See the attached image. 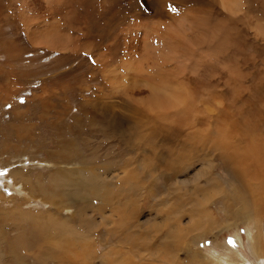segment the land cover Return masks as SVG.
Returning <instances> with one entry per match:
<instances>
[{"label":"rangeland","instance_id":"1","mask_svg":"<svg viewBox=\"0 0 264 264\" xmlns=\"http://www.w3.org/2000/svg\"><path fill=\"white\" fill-rule=\"evenodd\" d=\"M177 93L184 94L181 101L172 99ZM117 123L123 134L114 132ZM251 140L264 141V0L231 6L221 0H0L5 252L13 253L9 244L18 234L29 240L31 222L21 220L26 212L45 217L55 210L57 221L72 218L70 226L88 239L97 255L89 264L110 260L118 249L120 259L136 264H238L243 258L257 264L248 243L255 236L256 253L264 258V214L258 215L264 188L256 191L250 177L264 171V154L236 156ZM65 151L70 157L60 158ZM167 165L177 170L168 180ZM66 172L105 178L113 193L109 203H88V196L84 204L74 193L77 200L62 206L57 199L64 198ZM205 183L207 191L196 194ZM50 186L56 194L46 191ZM119 187L129 190L126 206L127 199L116 198ZM232 193L237 201L231 208L224 200ZM202 196L214 223L189 232L190 199L197 203ZM122 206L132 223L128 233L138 214L137 236L148 235L153 256L149 248L134 254L119 243L122 228L114 222ZM236 211L252 216L242 220ZM85 220L94 225L82 229ZM175 223L182 230L167 237ZM41 224L43 237L14 255L24 264H61L55 251L62 241L53 251L55 239L48 240L60 231ZM115 227L119 233L112 237ZM169 241L172 257L163 259ZM6 257L2 261H10Z\"/></svg>","mask_w":264,"mask_h":264},{"label":"bare ground","instance_id":"2","mask_svg":"<svg viewBox=\"0 0 264 264\" xmlns=\"http://www.w3.org/2000/svg\"><path fill=\"white\" fill-rule=\"evenodd\" d=\"M183 96H184V94L177 93V94L172 95V99H175L177 101H181L183 99ZM158 99H159V101H163V100L166 99V97H162V98L159 97ZM102 119L105 120V118H102ZM121 124L117 123L114 126L112 125L116 129V130L114 129L115 130L114 132L116 134H118V135L120 133L123 134L122 133L123 131H122V125ZM120 136H122V135H120ZM131 137H132V134L131 133L130 134L124 133V135H123V138H131ZM126 143H128V142H126ZM129 143H130V140H129ZM242 149L243 150H241L238 153L239 155L236 152V156L238 158H240V156H242L243 154H245V155H247V154L249 155L250 154L249 157L258 159V158H260L262 156V154H264V141L263 140H256V141L255 140H251L247 144V146L244 147V148H242ZM60 155H61L60 158H62L63 156L64 157H66V156L70 157L71 154H70V152H66L65 151L64 153H62ZM196 161H198V160H196ZM196 161H191V163H189V164H191L193 166ZM204 163H205V161H203L202 164H204ZM167 167H168L169 171L171 170V174L170 173H166L165 171L163 173L165 174V177L168 180L172 175H175L174 173H176L177 170H175L174 173H172V168L169 165H167ZM189 167H190V165H189ZM57 172H58V169H57ZM249 175H252V173L251 174L249 173ZM65 178H67V179H65ZM250 178H252L251 183L252 184L254 183V188L256 189V191H258L257 189L264 188V171H259L257 173L255 172V175H253ZM105 180H106L105 178L101 179V178H99V176H92V177L90 176L89 179L87 178V179L82 180L81 176H78L77 173H76V176L73 177L71 172H69V173L66 172V173L63 174V180H62V183H61L62 184V188L60 187L61 188L60 189L61 190V193L63 194V197L64 198H62L60 196L61 195L60 194L59 195V198L57 200L59 201L60 204H63L62 206H66L67 205L66 203H68V202L69 203L70 202L74 203L77 200V199L76 200L74 199L75 197L74 198H71L72 197L71 196L72 194H74V193L79 194L80 193V197L82 199V203H84V204L85 203L87 204L88 199H89L88 196H90V200H89L88 203H90L94 198H97V199H100V200L102 199V201H106L107 204H108L109 203V198L111 200V197L110 196L113 193L111 191V188L109 187L110 184L109 183L106 184ZM68 183H70V184L68 185ZM207 185L208 184H206L205 187H203V186H200L199 187L198 186L197 189H194L195 190L194 192L196 194L198 192L205 193L207 191V187H208ZM123 188H124V186H123ZM123 188H120L119 189L121 191V194L117 195L118 197H116V198H118V200H119V197H122L123 196L122 197L123 199H127V201H126L127 203L126 204L125 203L122 204V205L126 206L128 204V201H129L128 199H129L130 196H128L129 195L128 194V191L129 190L127 191V189H126L127 187L125 189H123ZM46 191L50 192V194L51 193L56 194L58 190L56 188L50 186L48 189H46ZM123 193H125V194H123ZM255 195H257L256 196L257 198H255L256 199V202H257V205H261L262 203H260V200L259 199H263V198L260 197V195H258L256 193H255ZM228 196H229V199L227 198V200H230V202L228 203L227 200H224V201H225V204L227 206H229V207L232 208V205H233L232 202L237 201V194H234L233 195V193H232L231 195H228ZM250 196H251V194H250ZM190 197H192V196H190ZM203 198L201 199V201H197V203H196V200L197 199L195 200V199L192 198L193 201L190 199V201L192 202V204H191V209L189 211L190 212L189 221H188L190 223V226L188 228L189 232L190 231H193V230L194 231L195 230H198L200 228L206 229V226H208V225H211L212 226V222H213L212 218L213 217H212L211 214H209L206 211L207 205L209 203V199L206 198L207 200H205V197H203ZM63 200H65V204H64V201ZM183 201L185 202L184 199H183ZM187 201H188V199H187ZM77 202H79V201H77ZM60 204H58V205H60ZM180 204L182 206H184L186 203L185 204L180 203ZM124 206H122V211H121L120 215L118 216V218H116V220L114 222V224H116L117 226H120V228H122V230L125 229V228L127 229V231H122L121 230V233L119 234V237H118L119 243H121L123 245H128V248H130L131 250H133L134 254H135V252L138 253V251L140 249L149 248L151 250L150 251V256H153L154 255V251L153 250L156 248V245L151 243V239L148 238V235L137 236V229L138 228L136 229V227L137 226L138 227H142V225H138L137 224V222H138V217H137L138 214L137 213H135V219L136 220H135V222H133L134 225H133L132 231L130 233H128V231L131 229L132 223L130 225V221H128L129 217H128V219L126 218L125 211H124V209H125ZM61 207H59V208H61ZM186 208L187 207H185V210H186ZM99 210H100V208H99ZM173 210H175V211H173ZM177 210H179V208ZM100 211H102V209ZM170 211L171 212L173 211V213L176 214V208L175 209L173 208L172 210L170 209ZM239 212L242 214V216L239 217L242 220H246L248 218H251V216H252L251 213H248V212H245L244 213L243 211H236L237 215H238ZM56 213H57V211L55 212V210H54V212L52 214H50L48 216L45 214L46 216L43 217V215H42L43 213L42 212H40L38 214L35 213V212H32L31 214L30 213L27 214V212H26L24 214V217L21 220L28 219L31 222V230L29 231L30 236H28L29 237V240H26L24 242V238L22 237V235L21 234H18L17 237L14 238V239H12L11 243L9 244V247L12 248L11 250H12L13 253H10L11 251L9 252V250L6 251V252L4 251V247L6 246V244H5L6 242L4 243V237H2V235L0 234V261H2V258L4 256L5 257L7 256V257L10 258V261H8V262L2 261V263H4V264H24V262H23L24 259L21 256H17L16 257V255H14L15 250H16L15 248H18L19 249L25 243H29V244L31 243L32 244L33 242H35L36 239L42 238L43 235H42V224L41 223L42 222H49L52 227L57 228V230L60 231V234L56 235V230L55 229H52V230H55V231L51 232V230L49 228V230H50L51 233L49 234L48 240L54 238L55 239V242H56L55 245H54V243H51V244L54 245L53 248H52V250L55 251V246H56L57 242L62 241L61 243L63 244V245H61V244L58 243L62 247L58 251H55L56 252L55 253L56 254L55 260L56 261L57 260L58 261H61L62 262L61 264H75L77 262V260L80 259L81 261L85 262L84 264H89L88 262L91 261V259H93L94 256L97 257V255H94L92 253V251H91V245L88 244V241H87L88 239H86L85 237L81 236L78 233L77 230H74L75 228L73 226H70L71 223H68L67 221H69L72 218L66 217L67 218L66 219L67 220L66 222H65V220H63V221H61V220L59 221L58 220L57 221V218L60 217L59 219H61V215L56 214ZM261 213L264 214V210H263V212H260L259 214L258 213L257 214L261 216ZM180 214L183 215V214H185V212L183 214L182 213H180ZM168 215L170 216V215H172V213H168ZM177 215H179V213ZM128 216H129V214H128ZM185 216H187V215H185ZM20 217H22V216L20 215ZM177 217H179V216H177ZM107 219L105 218L104 222L107 221L109 223V221H110V224L113 223L111 220H109V219L107 220ZM235 219H237V218H235ZM3 220H5V219H3ZM91 221L92 220H85V224L82 226V229H89L92 226V224L94 225V221H92V222ZM177 222H179V221H177ZM173 227H174L175 231L167 233V237L174 238V234L177 237L178 236V232L182 230V227L180 225H178V224L176 225V223H175V225H173ZM151 229L152 230L154 229L153 231H158V227H152ZM114 231L119 233V228L118 227H115L114 230L112 232H110V234L111 235L112 234L114 235L115 234ZM133 231H135V234L132 233ZM67 233H69V234H67ZM130 234H132V235H130ZM140 234H141V232H140ZM113 235H112V237H113ZM115 240H117V239H115ZM249 240L250 241L248 243V246H249L248 249L252 253V255L254 256L255 261L257 262V264H264V258L262 256L260 257L259 256V253L258 254L256 253L257 252L256 250H258V249H257V241L255 240V236H251V238ZM172 243H173L172 241L164 242L163 243V249H162V252L164 253V254L162 253L163 254V259H166L165 257H169V256L172 257V248H173L172 247V245H173ZM58 247H60V246H58ZM118 250L115 253H113L116 256H114L110 260L109 259H107L106 261L101 260V261H99L96 264H136L135 262H132L129 257H125V258L122 257L120 259L119 258L120 257V253L118 254ZM53 251H51V253ZM52 254H53L52 256L54 258V253H52ZM237 255L241 256L239 254V252H237ZM118 259H120V260H118ZM222 260L223 259H221V261ZM238 264H252V262L250 260L246 259V258H243V261L242 262H238Z\"/></svg>","mask_w":264,"mask_h":264},{"label":"crops","instance_id":"3","mask_svg":"<svg viewBox=\"0 0 264 264\" xmlns=\"http://www.w3.org/2000/svg\"><path fill=\"white\" fill-rule=\"evenodd\" d=\"M222 4L225 6H231L234 4L235 0H221ZM228 8V7H227Z\"/></svg>","mask_w":264,"mask_h":264}]
</instances>
